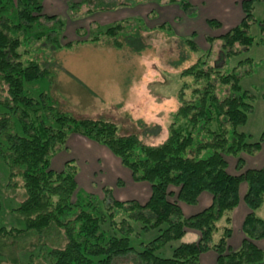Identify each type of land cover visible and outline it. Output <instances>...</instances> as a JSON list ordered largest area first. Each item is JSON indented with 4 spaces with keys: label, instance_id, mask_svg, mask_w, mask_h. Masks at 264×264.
<instances>
[{
    "label": "trees",
    "instance_id": "16d2710c",
    "mask_svg": "<svg viewBox=\"0 0 264 264\" xmlns=\"http://www.w3.org/2000/svg\"><path fill=\"white\" fill-rule=\"evenodd\" d=\"M101 1L100 7L95 5L89 12L137 6L144 0ZM155 1L177 2L184 13L191 17L197 14L196 7L186 0ZM254 2H243L245 16L237 26L221 35L207 36L206 50L200 48L194 34L180 37L197 60L181 72L190 79L177 95L179 107L172 113L168 137L152 145L143 141L141 132L120 133L113 120L77 118L50 104L43 93L34 97L26 86L45 76L48 69L36 60L23 61L19 48L34 25H42L43 0H0V78L7 87V96L0 103L9 110L2 118L5 142L0 143V174L4 172L0 187L5 191L21 188L26 193L12 208L23 217L25 226H2L0 237L50 238L55 230L66 242L60 247L44 243L50 264H112L115 257L134 253L138 264H203L201 254L209 251L217 254V264H264V249L256 243L264 238V218L257 214L264 206V166L235 174L228 171L227 158L237 157V167L242 169L245 159L240 154H254L264 143V131L258 141H253L250 134L240 130L255 109V95L241 84L250 71L241 69L250 67L254 59L229 65L231 58L257 41L250 33L251 22L256 21ZM46 18L57 19V15ZM134 20L140 26L145 24L141 18ZM130 22L126 18L116 20L82 41L98 42L106 37L114 47L122 48L128 43L129 32L137 28L131 29ZM208 24L217 29L222 26L216 19H209ZM160 27L174 33L167 22ZM134 35L141 36L139 30ZM44 36L47 31L41 30L31 38ZM215 42L220 46L212 61ZM73 44L69 41L64 47ZM9 127L13 130L7 131ZM74 134L106 146L135 181L150 183L149 199L141 203L108 197L100 204L94 195L82 197L76 163L69 160L60 170L51 165L52 158ZM244 181L248 185L244 199L249 207L243 224L245 237L240 248L231 249L229 213L240 202ZM204 192L212 194V204L185 216L181 203L196 204ZM2 205L0 200V209ZM223 219L225 224L221 225ZM190 230L197 232L199 239L181 242ZM175 241L180 243L175 246Z\"/></svg>",
    "mask_w": 264,
    "mask_h": 264
},
{
    "label": "rangeland",
    "instance_id": "374dc122",
    "mask_svg": "<svg viewBox=\"0 0 264 264\" xmlns=\"http://www.w3.org/2000/svg\"><path fill=\"white\" fill-rule=\"evenodd\" d=\"M220 2L227 4L230 9V0ZM101 3V0H43L45 16L40 20L42 25H34L19 51L23 61L36 60L48 71L45 76L27 84L26 87L34 97L38 98L43 93L50 104L74 117L113 120L118 124L120 133L141 132L145 143L161 144L168 137L172 113L179 107L177 95L190 79L183 77L181 72L197 60V56L189 46L182 43L180 37L190 36L191 34H185L186 30L194 29L198 45L202 50H206L209 47L206 37L219 35L233 28L238 18L237 11L231 15L230 11H222L218 4H206L204 11H197L194 17L185 13L189 20L183 22L175 17L176 11L163 15V12L158 10L159 6L165 4L144 0L137 6L89 12L95 5L100 7ZM119 9L124 11L120 15ZM252 11L256 21L251 22L250 33L257 41L249 50L231 58L229 65L234 66L246 58L254 59L250 67L241 69L242 72L250 71L243 76L241 84L243 89L255 95V109L240 130L250 134L253 141H258L264 131V25L261 24L264 23V0H255ZM51 15H57V19L46 18ZM121 15L131 20V29L137 27L135 32L139 30L141 36H135V32L131 30L128 43L123 44L122 48L114 47L106 37L98 42L82 41L114 24ZM167 16H174L173 20L167 21L173 28V34L166 30L167 28L160 27L166 22L164 20ZM135 18L143 19L145 24L140 26ZM209 19L221 21V28H211ZM59 20L63 22L62 25H59ZM178 22H183L180 34L174 25ZM41 30L47 31V36L40 39L31 38ZM122 39L121 37L120 40ZM69 41L74 44L64 47ZM219 46L220 42H215L212 61L218 56ZM6 96L7 87L0 78V100ZM8 111V108L0 103V143L5 142L2 118ZM11 130L12 127L7 129ZM240 156L245 159L242 169L237 167V157L227 156L229 172L239 174L243 170L263 167L264 143L254 154L243 153ZM69 160L74 161L78 167V192L82 197L94 195L100 204H104L103 200L108 197L124 201L136 199L141 203H145L149 198L148 185L145 184L144 187L140 184L142 182L135 181L131 171L122 165L120 159L106 146L74 134L65 148L52 158V168L60 170ZM247 188V182L244 181L240 194H244ZM105 189L111 191L106 192ZM25 194V190L21 188L5 191L0 187V200L3 202L0 209V228L25 226L23 217L12 210L24 199ZM199 200L196 204L182 203L186 205L183 210L185 216L205 208V201ZM240 209L239 203L234 211L239 213ZM257 214L264 218V206ZM230 226L232 240L228 243L238 249L244 232L236 214ZM137 229L139 225L136 226ZM106 230L111 232L107 227ZM54 231L50 233L52 238L4 234L0 237V264H26L30 261L35 264H50L51 259L43 250L44 243L51 247H60L66 242L61 239L62 235L57 236ZM190 233L195 231L187 232L181 242L188 241ZM179 243L175 241L173 245L177 246ZM256 243L264 249V238L256 240ZM166 249H169L168 254L171 255L170 248ZM209 253L213 252H208L207 256L201 255L203 264H215L216 259L209 256ZM137 260L138 255L134 253L115 257L112 264H138Z\"/></svg>",
    "mask_w": 264,
    "mask_h": 264
},
{
    "label": "crops",
    "instance_id": "0c3cea01",
    "mask_svg": "<svg viewBox=\"0 0 264 264\" xmlns=\"http://www.w3.org/2000/svg\"><path fill=\"white\" fill-rule=\"evenodd\" d=\"M191 4H193L195 7H196V9H197V11H204V9L206 8V4H208V5H213V4H218V7H222V11H230V13H231V15H233V14H235V12L237 11V15H238V18H237V20L235 21V23H236V25L235 26H237L241 21H242V19L244 18V16H245V13H244V7H243V2L245 1V0H230V9H229V6L227 5V4H224V3H221L220 1H222V0H188ZM119 8H122V7H119ZM130 8H133V7H130ZM122 9H119V15L122 13V12H124V11H121ZM125 10V9H124ZM158 10H160V11H162L163 12V15L164 14H166V12H167V14L168 13H170V11H171V13H172V11H176V16L175 17H178L179 19H181V20H183V22L184 21H186V20H189L188 19V17L185 15V13L183 12V10L181 9V7L179 6V4L176 2V3H171V4H165L164 6H162V7H160L159 6V8H158ZM169 15V14H168ZM125 17L126 16H120L119 17V20H122V19H125ZM174 19V16L173 17H170V16H167V18H165V20L164 21H170V20H173ZM180 20V21H181ZM219 21V20H218ZM183 22L182 23H180V22H178V23H174V25H175V27L178 29L177 31H178V33L180 34V28H182L183 27ZM221 22V21H220ZM168 23V22H167ZM222 23V22H221ZM223 24V23H222ZM234 26V27H235ZM184 29V28H183ZM176 32V31H175ZM225 33V32H224ZM177 34V33H176ZM183 34V33H182ZM185 34L186 35H189V34H191V35H195V30L194 29H190V30H186V32H185ZM223 34V33H222ZM184 35V34H183ZM190 35V36H191ZM219 35H221V34H219ZM209 36V35H208ZM182 37H187V36H182ZM207 38V37H206ZM198 43V42H197ZM87 139V138H86ZM89 140V139H88ZM132 179V178H131ZM78 180V179H77ZM142 186H144V187H146V185H148V187H149V197H150V195H151V186L148 184V183H144V182H142V183H140ZM146 184V185H145ZM247 191V190H246ZM246 193V192H245ZM245 193L244 194H240V204H241V209H240V211H239V213H238V211H234L235 209H236V207L234 208V210H232L230 213H229V216L231 217V223L232 222H234V219H235V214H236V216H237V220L240 222L241 221V227H242V230H243V224H244V220H245V217H246V215L249 213V207H248V205L246 204V202H245V199H244V195H245ZM149 199V198H148ZM201 200H204L205 201V208H207V207H209L211 204H212V201H213V196H212V194L211 193H209V192H204V193H202L201 194V196H200V200L199 201H201ZM181 206H182V209L184 210V207L186 206V205H183L182 203H181ZM204 208V209H205ZM203 209V210H204ZM202 211V210H201ZM200 211V212H201ZM234 211V213L232 214V212ZM194 214H196V213H194ZM194 214H190V215H188V216H191V215H194ZM225 224V221H224V219L222 220V222H221V225H224ZM191 232H193V231H191ZM189 235H191V237H190V239L188 240L189 242L190 241H196V240H198L199 239V234L197 233V232H195V233H190ZM244 237H245V234L243 233V236H242V239H241V245H242V243H243V240H244ZM218 237H216V239H217ZM232 239H230L229 240V242L231 241ZM229 246H230V248L231 249H236V248H233V245H231V244H229ZM241 247V246H240ZM209 252H211V251H209ZM213 252V251H212ZM215 252H213V253H209V256H213L216 260H215V264H217V255H215L214 254ZM206 254V255H205ZM207 254H208V252H205V253H203V255H205V256H207ZM202 255V254H201ZM202 255V256H203ZM201 258V257H200Z\"/></svg>",
    "mask_w": 264,
    "mask_h": 264
}]
</instances>
